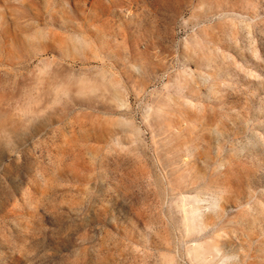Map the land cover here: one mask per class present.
Instances as JSON below:
<instances>
[{"label": "rangeland", "instance_id": "obj_1", "mask_svg": "<svg viewBox=\"0 0 264 264\" xmlns=\"http://www.w3.org/2000/svg\"><path fill=\"white\" fill-rule=\"evenodd\" d=\"M0 264H264V0H0Z\"/></svg>", "mask_w": 264, "mask_h": 264}]
</instances>
